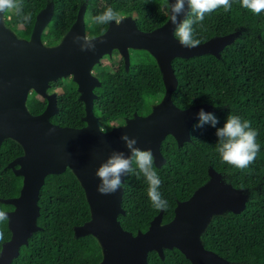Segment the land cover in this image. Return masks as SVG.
<instances>
[{"label": "trees", "instance_id": "trees-1", "mask_svg": "<svg viewBox=\"0 0 264 264\" xmlns=\"http://www.w3.org/2000/svg\"><path fill=\"white\" fill-rule=\"evenodd\" d=\"M48 1L21 0L24 14L31 13L30 20L25 23L9 11L6 26L19 38L29 40L36 17ZM52 1L55 14L42 36L47 45L63 40L83 2L87 3L86 30L91 38L108 29L109 24L93 19L108 7L119 13L118 20L132 16L146 32L164 24L166 13L161 0ZM231 3L230 11L221 8L206 14L202 25H194L195 38L201 43L240 32L220 57L205 54L173 60L179 82L172 95L174 103L181 109L209 104L213 106L212 113L218 124L215 128L208 124L201 128L196 127V121L191 128V142L179 146L174 136L169 135L162 143L166 163L160 168L154 166L162 180L160 191L168 202L166 209L153 207L142 174L126 176L123 197L126 214L120 215L119 220L124 230L133 235L146 232L161 212L163 223L170 222L177 204L188 200L209 181L212 168L224 181L251 193L244 212L227 211L211 218L201 236L204 247L231 264H264V13H252L241 6L240 0H231ZM116 55H119L118 61L114 60ZM130 57L131 66L127 72L123 58L114 51L110 58L114 66L98 75L102 86L96 89L98 98L94 102V112L109 128L126 124L136 112L141 116L149 115L166 95L164 76L157 60L141 49H131ZM62 81L51 84L53 88L63 87L58 96L60 112L51 120L63 127L81 128L86 125L82 120L85 105L79 100L77 84L71 82L65 86ZM46 106L47 100L35 92L29 96L27 107L32 114H41ZM228 115L250 121L251 127L259 133V154L244 170L223 162L216 151V130L223 127ZM22 155L24 149L14 139H6L0 147V210H14L15 206L5 200L21 195L24 178L17 176L8 165ZM39 207L37 226L40 229L29 239L28 245L21 247L19 256L11 264H102L104 248L99 239L92 234L78 236L76 232L78 227L91 221L92 208L81 180L71 167L60 175L46 177L40 190ZM0 232L4 233V239L0 240L1 256L4 244L13 236L9 221L0 222ZM164 255L162 258L158 252L151 251L149 264H192L176 248L165 249Z\"/></svg>", "mask_w": 264, "mask_h": 264}, {"label": "water", "instance_id": "water-1", "mask_svg": "<svg viewBox=\"0 0 264 264\" xmlns=\"http://www.w3.org/2000/svg\"><path fill=\"white\" fill-rule=\"evenodd\" d=\"M86 12L87 3L83 2L63 41L53 48L44 46L42 35L54 17V1H48L37 15L29 40L13 35L4 23L5 14H0V147L11 138L24 149V155L8 165L17 176L24 178V184L18 198L5 200L15 206L14 210L7 211L13 236L4 244L0 264H11L19 256L21 247L28 245L29 239L40 229L37 226L40 190L46 177L60 175L69 167L81 180L92 208L91 221L78 227L77 235L92 234L99 239L104 248L102 264H149L151 251L164 258L165 249L175 248L192 264H231L207 250L201 236L214 215L244 212L249 190L235 188L211 168L209 181L188 200L177 204L170 222L163 223L161 212L146 232L133 235L124 230L119 220L120 215L126 214L124 184L113 194H100L97 191L100 181L95 172L112 151L130 154L120 138L123 134L136 138L140 149H151L159 168L166 163L161 147L169 135L174 136L179 146L191 142V128L198 121V111L203 108L212 113L213 106L204 103L181 109L174 103L172 95L179 82L173 60L205 54L220 57L240 32L214 37L189 49L181 46L174 36L175 25L170 15L164 24L149 32L141 30L136 20L127 16L119 19V23H109L104 33L93 37L95 51H81L72 37H88ZM184 18L186 16L181 15L178 19ZM116 49L124 59L127 72L131 66L130 50L148 51L160 66L167 90L164 99L149 115L141 116L136 112L126 124L100 132L94 102L98 98L95 88L102 83L91 70ZM69 76L78 85L79 100L85 105L82 120L86 125L81 128L63 127L51 120L59 114L60 108L57 94H49L48 90L52 83ZM31 90L47 100L41 114H32L27 107ZM122 181L125 183L126 177H122Z\"/></svg>", "mask_w": 264, "mask_h": 264}, {"label": "clouds", "instance_id": "clouds-1", "mask_svg": "<svg viewBox=\"0 0 264 264\" xmlns=\"http://www.w3.org/2000/svg\"><path fill=\"white\" fill-rule=\"evenodd\" d=\"M241 6L251 10L252 13H264V0H240ZM166 8L169 10L170 21L175 25L174 36L181 46L185 48H195L201 41L195 38L194 25L201 24L206 14H211L221 8L225 12L231 10V0H167ZM13 11L22 21L27 23L31 18V13L24 14L21 0H0V14ZM181 15L186 18L179 20ZM119 13L108 7L102 14L93 19L100 24L111 22L119 23ZM72 42L79 44L81 51H95L94 39L91 37H81L73 35ZM198 124L196 127H204L208 124L216 127L218 119L213 113L206 112L201 108L198 113ZM103 132L102 129H99ZM258 130L251 127V122L242 120L236 115H228L223 127L217 128L216 136L218 142L216 151L221 160L237 169L244 170L252 165L260 150L257 142ZM121 140L125 142V147L129 150V155L123 151H112L108 158L96 169L95 175L100 183L97 191L100 194H113L122 188L124 181L122 177L135 173L142 174L148 184V197L157 210H164L168 207V202L163 198L160 191L162 180L155 170V157L151 149L142 150L137 147L136 138H130L127 134L121 135ZM135 166V167H134ZM138 170V171H137ZM9 221V216L4 210H0V222ZM4 239V233L0 232V240Z\"/></svg>", "mask_w": 264, "mask_h": 264}, {"label": "rangeland", "instance_id": "rangeland-1", "mask_svg": "<svg viewBox=\"0 0 264 264\" xmlns=\"http://www.w3.org/2000/svg\"><path fill=\"white\" fill-rule=\"evenodd\" d=\"M161 2H162V4L165 6L166 5V3H167V0H161ZM165 9H166V13H165V15L163 16V23H165L167 20H168V18H169V12H168V10H167V8H166V6H165ZM6 17H7V14L5 13V16H4V23L6 24ZM8 19H10V16L8 17ZM85 21H86V17H85ZM8 28V27H7ZM47 29V28H46ZM46 29H45V31H44V33L46 32ZM13 35H16L15 34V32L11 29V31H10ZM43 33V34H44ZM43 36V35H42ZM28 40V39H27ZM42 41H43V44H44V46L46 47V48H53V47H56V46H58V45H60L61 44V42L63 41V40H61L59 43H54L53 45H47L46 44V41L42 38ZM108 56V55H107ZM121 56V55H120ZM117 59H119V55H116L115 56ZM112 58V57H111ZM114 59L115 61L117 60V59ZM109 59H110V57H109ZM106 56L101 60V63H102V66H103V68H110V67H112V66H114L113 64H110L111 63V60H109ZM93 73V72H92ZM72 76H69V77H67V78H63V79H61V80H63L62 81V83L66 86V85H68V84H70L71 82H74L73 80H72V78H71ZM58 82V81H57ZM63 90V87H57V88H53L52 86H51V88L48 90V93L49 94H53V93H55V94H57V96H59V94L61 93V91ZM35 91L34 90H31L30 91V95L32 94V93H34ZM36 93V92H35ZM37 94V93H36ZM29 95V96H30ZM38 95V94H37ZM154 102L152 101L151 102V107L153 108L154 106V104H153ZM99 122H100V127H101V129L103 130V131H109V130H111L112 128H109L108 126H106L103 122H101V120H99Z\"/></svg>", "mask_w": 264, "mask_h": 264}, {"label": "flooded vegetation", "instance_id": "flooded-vegetation-1", "mask_svg": "<svg viewBox=\"0 0 264 264\" xmlns=\"http://www.w3.org/2000/svg\"><path fill=\"white\" fill-rule=\"evenodd\" d=\"M88 36V35H87ZM89 37V36H88ZM93 38V37H92ZM114 51H118L117 49L116 50H114ZM114 51H113V53H114ZM119 52V51H118ZM113 53H112V55L111 56H106L108 59H109V57L111 58V57H113ZM120 54V53H119ZM121 55V54H120ZM105 57V56H104ZM103 57V58H104ZM122 57V56H121ZM102 58V59H103ZM123 58V57H122ZM110 60V59H109ZM124 60V59H123ZM117 61H118V59H117ZM111 64V63H110ZM125 64V63H124ZM114 68H117V67H114ZM107 71V70H106ZM91 72H93L92 74L95 76V77H97L99 80H100V78H99V72H105V68H103V66H102V63L100 62L99 64H97L92 70H91ZM72 78V80H73V77H71ZM101 81V80H100ZM102 83V82H101ZM97 88H99V87H97ZM97 88H95V93H96V89ZM77 90H78V85H77Z\"/></svg>", "mask_w": 264, "mask_h": 264}]
</instances>
